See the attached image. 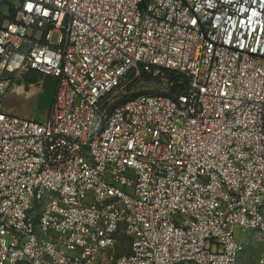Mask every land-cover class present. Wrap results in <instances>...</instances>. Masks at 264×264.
I'll list each match as a JSON object with an SVG mask.
<instances>
[{
    "label": "built area",
    "instance_id": "2783aa9c",
    "mask_svg": "<svg viewBox=\"0 0 264 264\" xmlns=\"http://www.w3.org/2000/svg\"><path fill=\"white\" fill-rule=\"evenodd\" d=\"M4 4L0 264H241L239 231L264 243V0ZM28 71L56 79L43 120L1 109ZM142 74L161 85L130 95Z\"/></svg>",
    "mask_w": 264,
    "mask_h": 264
},
{
    "label": "rangeland",
    "instance_id": "374dc122",
    "mask_svg": "<svg viewBox=\"0 0 264 264\" xmlns=\"http://www.w3.org/2000/svg\"><path fill=\"white\" fill-rule=\"evenodd\" d=\"M8 6L4 4L0 11L3 12ZM54 35L53 40L56 39ZM28 74L23 76H13L10 88L4 96L1 105L6 109L28 116L36 120H43L49 113L54 100L56 90V79L49 75H42L38 82L31 84ZM32 85V86H31ZM161 82L158 79H144L129 84V94L151 92L157 90ZM245 236L242 241L243 252L241 264H257L258 257L264 253V243L258 238V234L253 230H244ZM128 251V239L122 237L121 243L117 248V254Z\"/></svg>",
    "mask_w": 264,
    "mask_h": 264
},
{
    "label": "trees",
    "instance_id": "16d2710c",
    "mask_svg": "<svg viewBox=\"0 0 264 264\" xmlns=\"http://www.w3.org/2000/svg\"><path fill=\"white\" fill-rule=\"evenodd\" d=\"M26 74L30 75V76H29V79H30V80H29V81H25V79H24V82H30L31 84H33V83H35V82H38V81H39V78L43 75L42 73L37 72V71H28ZM167 74H168L169 77L172 78V79H176V78L178 77V75H177L176 73L172 72V71H167ZM129 77H130V78L134 77V72H131V73L129 74ZM151 78H152V76H150V75H148V74H142L139 78L135 79V80L132 81V82L135 83V82H137L138 80H141V81H142V80H144V79H151ZM132 96H134V95H132ZM1 109H2L3 111L7 112V113H10V114H14V115L22 116V117H28V116H24V115H22V114L16 112L15 110L10 111V110L6 109L5 107H3L2 105H1Z\"/></svg>",
    "mask_w": 264,
    "mask_h": 264
},
{
    "label": "crops",
    "instance_id": "0c3cea01",
    "mask_svg": "<svg viewBox=\"0 0 264 264\" xmlns=\"http://www.w3.org/2000/svg\"><path fill=\"white\" fill-rule=\"evenodd\" d=\"M31 86H32V85H31ZM245 234H246V233L243 232L242 230L239 231V232H238V240L242 241L243 239H245V238H244Z\"/></svg>",
    "mask_w": 264,
    "mask_h": 264
}]
</instances>
